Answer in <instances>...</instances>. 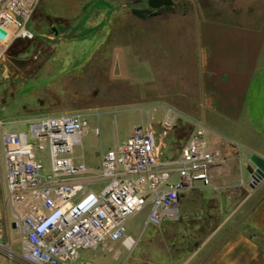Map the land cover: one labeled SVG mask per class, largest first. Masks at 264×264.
<instances>
[{"label":"crops","instance_id":"1","mask_svg":"<svg viewBox=\"0 0 264 264\" xmlns=\"http://www.w3.org/2000/svg\"><path fill=\"white\" fill-rule=\"evenodd\" d=\"M106 1L119 5L129 0ZM119 10L107 4L101 13L114 16L113 24L107 22L111 35L115 32L110 41L113 50L127 46L124 33L137 31L130 48L139 57L138 76L124 82L130 83L131 96L137 98L136 110L147 113V121L142 118L133 124L122 143L138 126L150 124L157 132L159 126L150 113L165 110L166 119L159 124L171 116L175 122L177 114L201 122L208 129L211 147L224 160L214 170L213 187L204 189L216 184L222 188L227 195L221 203L223 208L227 205L226 215L206 243L180 264H264V180L255 189L249 186L255 170L251 155L264 159V0H174L172 7L155 10L146 18L135 15L129 22ZM55 47L67 57L75 52L71 44ZM116 51L115 58L120 49ZM141 57L148 58V65H142ZM92 177L85 174L76 180L90 183L94 191L102 190L105 182ZM0 181L3 243L13 249L17 239L12 234L19 231L22 243L25 236L12 224L14 210L1 173Z\"/></svg>","mask_w":264,"mask_h":264},{"label":"rangeland","instance_id":"2","mask_svg":"<svg viewBox=\"0 0 264 264\" xmlns=\"http://www.w3.org/2000/svg\"><path fill=\"white\" fill-rule=\"evenodd\" d=\"M107 4L109 8L119 7L126 22L135 16L133 10L147 7L144 0H129L119 5L106 0H38L28 23L35 38L16 40L0 62V120L5 121L9 130L23 122L20 129L26 131V122L40 115H85L91 130L72 156L92 168L101 166L103 155L122 143L133 124L142 118L147 121V113L136 110L137 98L131 96L130 83L124 82L138 76L139 57L130 48L137 31L124 33L123 44L127 46L121 51L122 47L116 45L113 50L110 41L115 32L111 35L107 22L113 24L114 16L107 18L101 13ZM55 44H71L75 52L67 57ZM116 49L121 51L117 58L114 57ZM141 63L148 65V58L141 57ZM166 116L165 110L150 113L153 124L159 126V135L163 134V124L159 123L164 122ZM175 120L161 144L165 162L179 157L196 121L185 114H177ZM94 129H98L99 134ZM0 152V167L4 170L2 147ZM38 157L44 164L45 175L50 171L48 151L39 152ZM220 190L222 188L216 184L212 189L188 191L182 199L180 217L159 227L146 225L147 211L130 218L128 234L131 237L127 246L119 242L109 243V247L101 244L96 250H83L82 262L180 264L206 243L208 235L225 217L227 205L224 208L222 205L227 195ZM12 239H17L13 251L20 255L23 236L15 231ZM0 264L26 263L18 258L11 261L2 252Z\"/></svg>","mask_w":264,"mask_h":264},{"label":"built area","instance_id":"3","mask_svg":"<svg viewBox=\"0 0 264 264\" xmlns=\"http://www.w3.org/2000/svg\"><path fill=\"white\" fill-rule=\"evenodd\" d=\"M38 0H0V62L16 40H33L28 23ZM173 116L158 134L152 125L138 126L109 151L101 166L89 169L74 161V149L90 129L80 113L40 115L26 122L27 130H9L0 120L6 196L13 206L15 228L25 236L22 253L3 243L0 254L26 264H87L81 251L128 239L130 218L147 211L146 225L159 227L177 220L188 191L213 186V173L224 161L208 141V129L198 121L172 162L162 160L161 144L173 126ZM99 134V130L95 129ZM48 151L50 171L38 153ZM2 157L0 152V163ZM91 174L103 180L102 190L76 180Z\"/></svg>","mask_w":264,"mask_h":264},{"label":"water","instance_id":"4","mask_svg":"<svg viewBox=\"0 0 264 264\" xmlns=\"http://www.w3.org/2000/svg\"><path fill=\"white\" fill-rule=\"evenodd\" d=\"M174 0H146V6L151 10L172 7ZM6 34L0 29V37L5 38ZM250 162L255 166V170L250 173V188L255 189L264 180V159L257 154L250 157Z\"/></svg>","mask_w":264,"mask_h":264},{"label":"trees","instance_id":"5","mask_svg":"<svg viewBox=\"0 0 264 264\" xmlns=\"http://www.w3.org/2000/svg\"><path fill=\"white\" fill-rule=\"evenodd\" d=\"M133 13L139 17L146 18L150 15H153L155 13V10H151L148 7L142 9V10H133Z\"/></svg>","mask_w":264,"mask_h":264},{"label":"bare ground","instance_id":"6","mask_svg":"<svg viewBox=\"0 0 264 264\" xmlns=\"http://www.w3.org/2000/svg\"><path fill=\"white\" fill-rule=\"evenodd\" d=\"M130 235H128V239H127V241L125 242V245L127 246V243L129 242V240H130ZM134 240H135V238H134ZM137 241V240H136Z\"/></svg>","mask_w":264,"mask_h":264}]
</instances>
